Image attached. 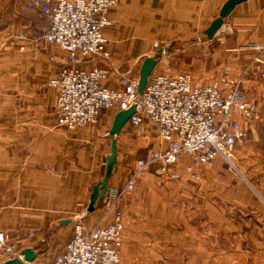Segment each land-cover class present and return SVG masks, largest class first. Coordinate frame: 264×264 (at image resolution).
<instances>
[{
	"label": "crops",
	"instance_id": "crops-1",
	"mask_svg": "<svg viewBox=\"0 0 264 264\" xmlns=\"http://www.w3.org/2000/svg\"><path fill=\"white\" fill-rule=\"evenodd\" d=\"M227 1L118 0L103 30L108 57L87 58L77 68L102 70L104 86L123 90L125 81L138 83L147 59L169 49L151 77L188 74L197 88L239 85L262 106L264 119V68L254 63L264 52L252 48H264V0L237 5L208 39L205 32ZM26 2L0 0V231L15 254L0 256V264L22 259L27 249L35 258L21 264H46L70 240L75 220L91 229L117 214L121 264H264V158L251 157L264 120L234 154L239 175L222 157L197 168V178L184 173L190 164L184 159L176 167L179 180L155 163L131 190L111 197L133 179L137 162L168 149L148 120L142 128L125 124L115 137L108 191L87 212L119 111L101 109L95 124L74 130L58 127L57 90L48 82L69 66V55L45 43L47 18Z\"/></svg>",
	"mask_w": 264,
	"mask_h": 264
},
{
	"label": "built area",
	"instance_id": "built-area-1",
	"mask_svg": "<svg viewBox=\"0 0 264 264\" xmlns=\"http://www.w3.org/2000/svg\"><path fill=\"white\" fill-rule=\"evenodd\" d=\"M117 2H26L29 8L38 9L47 18L45 43L58 46L69 55V66L48 82L57 90L58 127L70 131L95 124L101 109L116 107L118 111H125L131 106L135 107V113L128 124L142 128L148 120L158 127L168 149L154 151L147 160L137 162L133 179L124 189L111 192V197L131 190L134 179L145 176L155 163L171 180L180 179L182 173L176 167L186 158L190 159V164L184 166V173L193 178H197V168L219 157L234 167V154L246 143L249 129L263 120L262 106L250 101L239 85L219 81L210 87L197 88L188 74L177 78L154 76L149 79L144 93L138 96L134 82L125 81L123 90H115L103 85L106 72L77 68L87 58L108 57L103 30L110 24L107 13ZM252 48L264 52L257 44ZM254 63L264 68V53L255 58ZM237 115L245 121L244 125ZM122 231L119 214L107 225L91 229L77 219L70 240L56 258L46 264H121ZM14 255L5 232L0 231V256Z\"/></svg>",
	"mask_w": 264,
	"mask_h": 264
},
{
	"label": "water",
	"instance_id": "water-1",
	"mask_svg": "<svg viewBox=\"0 0 264 264\" xmlns=\"http://www.w3.org/2000/svg\"><path fill=\"white\" fill-rule=\"evenodd\" d=\"M245 1L248 0H228L226 4L223 6L219 17L211 24L210 28L205 32V35L208 39H212L219 29L223 26L224 19L231 14V12L235 9V7ZM169 51L160 50L158 56L156 58L147 59L144 64H142L140 70V77L137 83V95L140 96L144 93L148 81L153 73L154 68L159 62L161 55ZM135 113V107L131 106L128 110L119 111L113 120L111 129L109 131V136L112 137L110 144V154L106 157V163L103 171V175L100 180L93 186L91 194H90V202L87 208V212H92L97 206V203L105 197V194L108 191V179L112 175L115 167V148L116 141L115 137L119 134L121 129L125 124H127L129 118ZM35 258V254L32 250L27 249L22 254V259H13L9 260L3 264H21L22 261L32 262Z\"/></svg>",
	"mask_w": 264,
	"mask_h": 264
},
{
	"label": "rangeland",
	"instance_id": "rangeland-1",
	"mask_svg": "<svg viewBox=\"0 0 264 264\" xmlns=\"http://www.w3.org/2000/svg\"><path fill=\"white\" fill-rule=\"evenodd\" d=\"M165 54V53H164ZM163 54V55H164ZM262 110H263V108H262ZM256 139L258 140V142H254L253 143V152H256V154H252V156L251 157H254V156H256V157H263L264 158V124L257 130V136H256ZM250 140V136H249V134H248V138H247V141H246V143L248 142ZM246 143L244 144V146L246 145ZM244 146H242V147H244ZM242 147H239L238 149H240V148H242ZM260 147V148H259ZM237 149V150H238ZM252 153V152H251ZM229 166V165H228ZM229 167H231V166H229ZM250 168H252V169H254L252 166L250 167ZM232 172L233 173H236V174H240L239 172H238V170L236 169V166H234V167H232Z\"/></svg>",
	"mask_w": 264,
	"mask_h": 264
},
{
	"label": "trees",
	"instance_id": "trees-1",
	"mask_svg": "<svg viewBox=\"0 0 264 264\" xmlns=\"http://www.w3.org/2000/svg\"><path fill=\"white\" fill-rule=\"evenodd\" d=\"M263 120H264V119H263ZM263 120H262V121H263ZM262 121H261V122H262ZM259 123H260V122H259ZM257 124H258V123H257Z\"/></svg>",
	"mask_w": 264,
	"mask_h": 264
}]
</instances>
